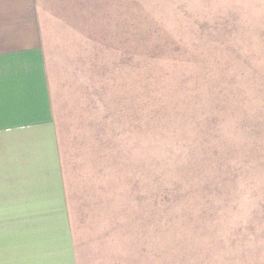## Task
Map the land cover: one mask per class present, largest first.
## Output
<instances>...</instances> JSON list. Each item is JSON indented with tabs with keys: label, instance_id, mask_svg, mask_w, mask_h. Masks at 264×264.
Returning a JSON list of instances; mask_svg holds the SVG:
<instances>
[{
	"label": "rangeland",
	"instance_id": "374dc122",
	"mask_svg": "<svg viewBox=\"0 0 264 264\" xmlns=\"http://www.w3.org/2000/svg\"><path fill=\"white\" fill-rule=\"evenodd\" d=\"M78 264H264V0H39Z\"/></svg>",
	"mask_w": 264,
	"mask_h": 264
},
{
	"label": "crops",
	"instance_id": "0c3cea01",
	"mask_svg": "<svg viewBox=\"0 0 264 264\" xmlns=\"http://www.w3.org/2000/svg\"><path fill=\"white\" fill-rule=\"evenodd\" d=\"M39 0H0V264H78Z\"/></svg>",
	"mask_w": 264,
	"mask_h": 264
}]
</instances>
